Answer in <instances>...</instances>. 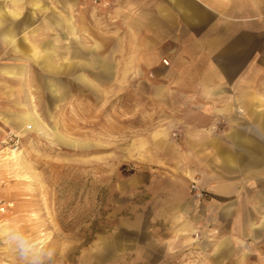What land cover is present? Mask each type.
<instances>
[{"label": "rangeland", "instance_id": "1", "mask_svg": "<svg viewBox=\"0 0 264 264\" xmlns=\"http://www.w3.org/2000/svg\"><path fill=\"white\" fill-rule=\"evenodd\" d=\"M61 2L0 0V91L11 88L18 111L0 118V143L9 131L19 137L16 153L0 144V224L51 243L52 264H209L198 230L179 237L162 221L160 198L181 175L193 201L205 199L201 180L216 175L205 170L211 149L193 155L191 142L205 143L209 134L224 140L225 114L237 118L243 138L249 120L264 124V36L247 35L252 26L243 22L209 36L172 35L178 28L168 21H160L165 35H124L114 3ZM255 30L264 25L256 22ZM105 39L117 65L110 73L88 62L94 49L103 58ZM150 39L164 55L180 50L189 66L206 55L223 65L238 61L243 70L254 65L260 82H189L184 89L159 82L153 68L134 66L136 45ZM0 264L20 261L0 244Z\"/></svg>", "mask_w": 264, "mask_h": 264}, {"label": "crops", "instance_id": "2", "mask_svg": "<svg viewBox=\"0 0 264 264\" xmlns=\"http://www.w3.org/2000/svg\"><path fill=\"white\" fill-rule=\"evenodd\" d=\"M77 1L79 0H70L71 3ZM105 1L114 3L124 35H165L167 33L160 26V21H168L170 26L177 25L178 28L172 35L209 36L218 34L213 30L225 24L232 26V23L243 22V25L249 26L251 23L252 26L246 32L247 35L264 36V30H255L256 22L264 25V0ZM5 34L11 35L9 31ZM5 40L9 51L16 55L15 42L10 37ZM154 42V39H150L148 44H137L133 61L135 67L153 68L159 82L176 83L182 89L189 82H260L257 79L260 71L257 72L254 65H248L243 70L245 66L238 61L223 65L216 62L215 56L206 55L203 56L206 62H194V65L189 66L188 56L179 53L180 50H170L168 55H164ZM106 43L105 39L103 58L96 60L97 53L94 49L93 54L91 52L93 58L88 61L90 66L104 68L105 73L112 66H117L112 65L111 47ZM162 58L167 59L168 67L161 64ZM5 75L10 79L16 77L10 71H6ZM7 90V93L0 91V118L7 117L9 120L18 111L15 93L10 87ZM221 113L223 112L218 111L217 114ZM225 117L230 131L226 133L224 140L214 139L209 134L205 143L191 142L193 155L197 147L211 149L210 154L205 157V170L208 173L214 170L216 175H207L201 180L206 190L205 199L193 201L188 179L176 175L170 181L166 200L160 198L161 211L167 212L162 221L168 222V227L173 229L175 236H192L198 230L202 237L200 245L204 249L202 255L209 264H264V124L255 125V122H249L252 119L249 120L248 134L243 138L238 129L241 124L237 118L231 114H225ZM241 152L247 155L240 156ZM256 152L259 154L258 160L252 158ZM191 159L197 162L200 160L195 156ZM246 170L249 173L245 175L243 173Z\"/></svg>", "mask_w": 264, "mask_h": 264}, {"label": "clouds", "instance_id": "3", "mask_svg": "<svg viewBox=\"0 0 264 264\" xmlns=\"http://www.w3.org/2000/svg\"><path fill=\"white\" fill-rule=\"evenodd\" d=\"M0 244L7 246L20 264H52L56 255L51 243L41 244L36 236L18 225L0 224Z\"/></svg>", "mask_w": 264, "mask_h": 264}, {"label": "built area", "instance_id": "4", "mask_svg": "<svg viewBox=\"0 0 264 264\" xmlns=\"http://www.w3.org/2000/svg\"><path fill=\"white\" fill-rule=\"evenodd\" d=\"M163 63L165 65L167 64L165 61ZM0 144H1V146L8 147L7 149L9 152H11V151L17 152L19 149V137L16 133L9 131L6 133V136L1 141ZM0 184H1V181H0ZM192 190H194L193 196L195 197V199H197V200L203 199L204 195H203L202 191H200L196 187H192ZM0 212H4L3 203L1 200H0Z\"/></svg>", "mask_w": 264, "mask_h": 264}, {"label": "bare ground", "instance_id": "5", "mask_svg": "<svg viewBox=\"0 0 264 264\" xmlns=\"http://www.w3.org/2000/svg\"><path fill=\"white\" fill-rule=\"evenodd\" d=\"M14 14H15V13H14ZM9 153L11 154V153H16V152L11 151V152H9ZM211 163H212V162H211ZM236 188H237V187H236Z\"/></svg>", "mask_w": 264, "mask_h": 264}]
</instances>
